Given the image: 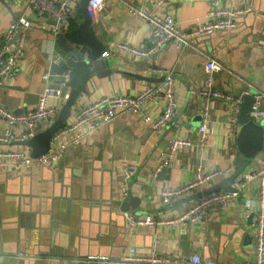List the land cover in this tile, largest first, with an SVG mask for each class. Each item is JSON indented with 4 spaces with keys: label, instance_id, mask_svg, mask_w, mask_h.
Listing matches in <instances>:
<instances>
[{
    "label": "crops",
    "instance_id": "0c3cea01",
    "mask_svg": "<svg viewBox=\"0 0 264 264\" xmlns=\"http://www.w3.org/2000/svg\"><path fill=\"white\" fill-rule=\"evenodd\" d=\"M222 1L228 5H250L252 11L240 16L233 30L192 38L183 47L170 41L156 54L133 58L115 46L130 42L147 47L151 42L150 24L130 12L129 3L148 11L172 12L180 26L189 29L207 19L209 0H169L160 7L154 0H106L94 27L105 50H111L112 55L99 58L87 92L79 95L69 121L80 106L105 95L136 94L161 82L168 73L175 78L177 111L161 132L153 130L141 114L127 112L80 142L70 143V136L62 135L60 140L67 146L52 167L29 168L15 159L0 158V264H121L100 256L124 258L131 248L148 256L154 251L155 241L160 253L171 259L200 253L217 264L255 260L252 212L245 204L247 198L257 203L258 183L242 192L229 210L211 209L197 223L132 226L127 220V214L136 218L180 215L193 201L173 205L172 201L165 203L161 193L193 180L197 163L206 170H224L212 184L235 170L240 124L234 119L242 103L239 98L246 92L255 94L264 86V0ZM23 14L32 23L22 31L25 55L18 63L17 77L0 85V104L18 112L38 104L46 84L43 75L51 73L50 65L59 55L56 36L42 26L45 20L27 8L26 0H0V40L9 25ZM80 21L75 13L71 26ZM208 57L223 64L215 75V86L231 94V98L211 100L210 133L205 148L194 143L180 150L155 176L154 170L166 157L172 138L182 136L193 142L198 139L205 96L191 93V88L204 86ZM51 78L62 86L66 100L71 86L52 73ZM145 108L151 116H158L162 102L148 101ZM261 119L264 121V117ZM8 126L6 119L0 117V134ZM12 130L22 135L28 128L17 124ZM0 147L31 149L14 142ZM128 166L137 167L130 178L125 177ZM254 166L253 161L247 170ZM130 196L140 201L135 206L131 202L125 211L122 203Z\"/></svg>",
    "mask_w": 264,
    "mask_h": 264
},
{
    "label": "built area",
    "instance_id": "2783aa9c",
    "mask_svg": "<svg viewBox=\"0 0 264 264\" xmlns=\"http://www.w3.org/2000/svg\"><path fill=\"white\" fill-rule=\"evenodd\" d=\"M169 0H154L157 7L164 6ZM80 0H26L27 8L35 11L45 21L44 28L51 30L56 36L59 32H64L71 27V17L76 13ZM106 0H89V11L94 24L100 16V11ZM128 9L133 14L146 19L150 24V45L139 47L130 42H120L115 48L122 50L128 56L140 58L156 54L163 49L167 42H173L177 47H183L191 42L192 38L212 34L216 31H230L238 26V18L252 11L250 5L235 6L224 4L222 0H209V11L207 19L198 21L194 27L182 28L176 16L172 12L148 11L144 6H136L129 3ZM49 20L54 23L49 24ZM32 25L25 14L11 23L6 32L1 37L0 45V85L13 80L18 75V63L25 55V37L23 30ZM112 55L111 50H105L101 56ZM53 54L51 55V58ZM58 56H55L57 60ZM206 76L205 84L202 88H191V93H199L205 96L202 111V121L197 129V141L175 136L171 139L166 157L159 162L154 170V175L167 166L172 157L184 148H190L196 143L201 149L205 148L210 133V102L213 98H231V94L225 93L215 85V75L221 71L223 64L213 57H208L205 61ZM45 87L36 106L22 111H15L0 104V117L6 119L9 126L0 134V141L19 142L28 139L33 131L22 135H16L12 127L17 124L25 125L28 130L34 129L38 124L50 125L58 115L63 106L65 94L62 86L52 81L51 73L43 75ZM244 94V93H243ZM243 98V95H242ZM242 98L239 101L242 102ZM255 101L252 105L250 115L254 119L264 117V86L254 94ZM148 101L162 102V111L158 116H151L146 110L145 104ZM179 101L176 95L175 78L168 73L161 82L147 86L136 94H114L105 95L96 101L80 106L73 114V119L68 121L63 127L57 130L51 137V146L48 151L41 155H32L31 149L1 148L0 158L15 159L17 162L29 168L54 166L62 156L66 143L60 140L62 135L70 136V143L80 142L95 132L102 125L111 122L120 113L135 112L141 114L148 120L152 129L161 132L167 128L175 115ZM236 110L235 123L238 122ZM255 166L243 172L237 177L232 186L236 191L220 189L210 192L197 198L193 203L175 218H163L146 216L136 218L132 214H127L130 225L147 224L155 226L160 224L176 223H197L203 220L211 209L229 210L237 204L242 192L250 188L253 183H258L260 193L258 201L253 204L247 198V204L251 208L250 227L255 236L256 258L252 262L244 264H264V148L254 161ZM136 166H128L125 169V177L130 178L136 171ZM224 174V170L214 168L206 170L201 163L195 166V177L190 182L175 188H166L162 191V199L165 203H170L175 198L195 190L202 189L208 183L214 182L216 178ZM212 184V183H211ZM98 257V256H92ZM104 259H113L121 264H217L214 259L204 258L200 253H191L184 258L171 259L163 256L159 251V243L155 241L154 251L148 255L136 253V248L124 257L100 256Z\"/></svg>",
    "mask_w": 264,
    "mask_h": 264
},
{
    "label": "water",
    "instance_id": "95a60500",
    "mask_svg": "<svg viewBox=\"0 0 264 264\" xmlns=\"http://www.w3.org/2000/svg\"><path fill=\"white\" fill-rule=\"evenodd\" d=\"M88 2L89 0H80L77 6L76 14L81 19L80 23L56 34L59 55L57 60L50 65L51 73L56 79L71 86L69 96L49 126L38 124L34 129L27 130L26 133L33 131L28 139L14 142L28 145L34 156L48 151L51 146V137L69 121L75 102L80 94L87 92V83L93 76L94 69L99 64V58L105 50L103 41L95 31ZM254 101V94L250 92L243 94L238 114L240 130L237 137V146L239 153L233 160L235 170L225 179L211 186H204L202 189L177 198V200L172 201L173 205L191 203L205 194L220 189L237 190L232 186L233 181L250 168L264 148V121L259 122L250 115ZM8 143L0 141V146ZM139 201L140 198L130 196L122 203V209L126 211L130 208L129 204L131 202L135 206Z\"/></svg>",
    "mask_w": 264,
    "mask_h": 264
},
{
    "label": "rangeland",
    "instance_id": "374dc122",
    "mask_svg": "<svg viewBox=\"0 0 264 264\" xmlns=\"http://www.w3.org/2000/svg\"><path fill=\"white\" fill-rule=\"evenodd\" d=\"M70 119V118H69ZM259 122H263V119H261V118H259V119H257Z\"/></svg>",
    "mask_w": 264,
    "mask_h": 264
}]
</instances>
